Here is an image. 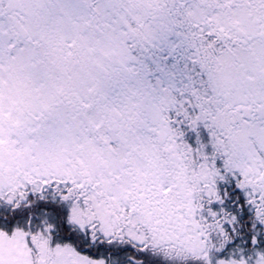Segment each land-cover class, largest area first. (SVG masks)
I'll use <instances>...</instances> for the list:
<instances>
[{"label": "snow or ice", "instance_id": "obj_1", "mask_svg": "<svg viewBox=\"0 0 264 264\" xmlns=\"http://www.w3.org/2000/svg\"><path fill=\"white\" fill-rule=\"evenodd\" d=\"M0 264H264V0H0Z\"/></svg>", "mask_w": 264, "mask_h": 264}]
</instances>
